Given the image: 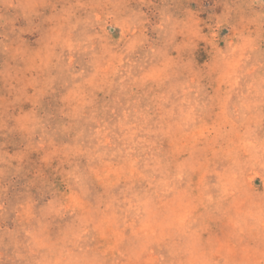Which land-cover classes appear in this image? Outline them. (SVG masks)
<instances>
[{"label":"rangeland","instance_id":"374dc122","mask_svg":"<svg viewBox=\"0 0 264 264\" xmlns=\"http://www.w3.org/2000/svg\"><path fill=\"white\" fill-rule=\"evenodd\" d=\"M0 264H264V0H0Z\"/></svg>","mask_w":264,"mask_h":264}]
</instances>
